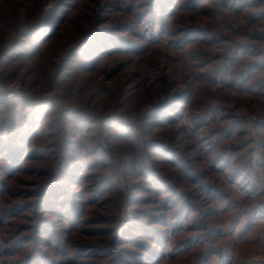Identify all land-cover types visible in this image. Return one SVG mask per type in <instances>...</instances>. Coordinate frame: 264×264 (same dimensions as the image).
Masks as SVG:
<instances>
[{"label": "rangeland", "instance_id": "1", "mask_svg": "<svg viewBox=\"0 0 264 264\" xmlns=\"http://www.w3.org/2000/svg\"><path fill=\"white\" fill-rule=\"evenodd\" d=\"M167 1L0 0V86L15 92L0 138L34 129L17 171L0 142V264H137L154 231L168 239L157 264H195L207 245L180 242L199 221L215 229L210 264H264V216L246 221L264 201V0ZM93 44L109 48L89 57ZM65 158L82 175H61L68 195L54 200L84 203L64 221L37 202ZM44 218L62 231H38ZM123 224L134 234L119 243Z\"/></svg>", "mask_w": 264, "mask_h": 264}, {"label": "trees", "instance_id": "2", "mask_svg": "<svg viewBox=\"0 0 264 264\" xmlns=\"http://www.w3.org/2000/svg\"><path fill=\"white\" fill-rule=\"evenodd\" d=\"M162 3H168L167 0H163ZM154 4L159 5L160 4V0H154ZM162 5L160 7V9L164 8L165 4H160ZM164 5V6H163ZM195 5V3H194ZM193 6V5H192ZM194 7V6H193ZM165 10V8H164ZM166 11H169L168 7H166ZM165 12V11H164ZM52 21V20H51ZM54 24H52L50 21L43 23L40 25V27L37 29V31L35 32L36 35L35 37L39 40L41 39V41H46V39H48L50 36H52L55 32H54ZM101 32V31H100ZM102 34V33H101ZM93 36L95 38H93ZM101 36L99 33H93L91 36H89L87 39H96L98 40V37ZM186 38H184L183 41H186ZM99 42L101 40H98ZM103 47H99L98 45H90L89 46V50H85L87 56L91 57V54H93V52L95 51L99 56L104 55V53L106 52L107 47L109 48V46L107 45H103L101 44ZM112 47H118L117 44H112ZM117 49V48H116ZM115 50V49H114ZM110 52V51H109ZM190 94V91H186L185 93L182 94V96L180 97L182 101H185L188 97V95ZM13 100V101H12ZM0 101L1 102H14V99H7L5 96L0 95ZM9 105V103H8ZM157 112L159 113V109L156 110V107H154V115H157ZM15 124V123H13ZM28 125L32 124L30 122H27ZM2 127V125H1ZM15 127L10 126V130H9V134L7 135V137L5 138L3 136V138H0V142L3 143L4 145H6V149L7 150L5 154H7V157L11 160V165L9 167L10 170H18L20 167V154L23 153L24 151H26L27 149V144L26 141H29L30 138L33 137L34 135V129H32L31 126H29L28 130L24 131V133L22 135L17 134V131L15 132V130L13 131ZM1 133V132H0ZM159 147V144L157 146L156 143H154L153 145H149L148 147V151L152 150V149H157ZM1 149V148H0ZM37 148H34V150H30L29 155H34V152L36 151ZM26 153V152H25ZM66 162L64 164V170L63 168H61V173L57 175V177L54 178H50L49 181H47L43 186L40 187V199L38 200V204L39 207L41 208V211H43L42 209H44V211H48V212H52V215H57L59 218H63L64 221L67 220V215L68 212L70 211L67 206H69L70 204L68 203V205L66 206V209L64 208V205L67 204V201L64 200H59V201H55L54 198H56V196L59 194L60 197H64L66 195H68V193H64L66 185H67V179L73 180V179H77V177H80L82 174H77L76 175V170L81 169L82 167H80L82 164L79 162H76L75 160H72L71 158H65ZM19 165V166H18ZM67 166V167H66ZM66 168V170H65ZM13 172V171H11ZM67 176V179H62V176ZM150 176L153 177L154 173H150ZM154 179V178H153ZM158 179L159 178H155ZM102 180V179H101ZM163 181V179H162ZM106 182H109V180L104 179L103 181L98 183V190L102 191L104 190V185ZM158 183V181L155 182V186L157 188L156 185ZM161 183V182H160ZM161 184H165L164 181ZM167 185L168 188H170ZM164 185V186H165ZM161 188V187H159ZM158 188V189H159ZM164 189V187H162ZM155 190V189H154ZM62 194V195H61ZM210 195H212L211 193H209ZM264 194V192H263ZM79 199V198H78ZM73 199L70 201L71 203V208H77L82 206V204L84 202H82L81 199ZM139 198L135 197L133 195H129L127 196V198L125 197V204L126 207L131 206V204H133V201H137ZM196 208V207H195ZM183 206L178 207V209L176 210L177 214H178V224H174L173 228H180V225L182 223V217L184 216L185 212L182 211ZM131 210V209H130ZM197 210V209H196ZM132 212H134L135 210H131ZM175 212V214H176ZM79 213V212H78ZM78 213L77 214H71L70 216H68L72 222V228H75V226L81 222L80 218L78 217ZM248 218H247V223H252L255 219H259L262 218L264 216V201L260 202L259 204L255 205L253 207V209H251L249 212ZM150 217H155L151 214H147ZM181 215V216H180ZM174 216V215H173ZM169 217V216H167ZM137 219L136 216H133L132 213L129 214V219L126 221L129 223V220H135ZM153 219V218H152ZM41 220V225L38 227V231H42L41 233L43 234H47L49 236H52V231H59L60 229L57 228V226L55 225V223L49 219H40ZM61 220V219H60ZM139 220V219H137ZM70 222V221H69ZM168 223V222H167ZM165 224V222H164ZM163 224V225H164ZM142 226V224H140ZM56 227V228H53ZM198 230H200V232L198 234L192 235L190 237H187L183 240H181L180 244L186 245L187 247L183 250L185 252L190 251V249H192L193 246H200L202 244H206L207 248L205 250V252L203 254H201L200 259L197 260V262L195 264H210L211 263V258L214 255V253L217 254V252L219 251V249H216L215 246L211 243V241H213L215 239V234L213 233L215 231V229H212L211 227L207 226L203 221H199L198 225L195 226ZM164 228V227H163ZM162 229V228H161ZM144 232H148L149 230H147L146 228L143 229ZM180 230V229H179ZM62 231V230H60ZM204 231V232H203ZM39 232V233H40ZM132 232V231H131ZM128 228H127V224H123L121 226H119V229L117 230V233L115 234V238L114 241L116 242H128L129 240V236L131 233ZM216 233H220L219 231L216 230ZM132 235L134 234L133 232L131 233ZM148 237L151 238V241L154 243L153 245H146V247H144L145 249V255H143L141 258L137 255L133 256V261H135V263L137 264H157L160 262L162 256H163V250L165 248H167V241L168 239L164 237V234L158 233V232H148ZM220 235L222 236V234L220 233ZM41 238V240L44 242V244L48 243V240L45 239L43 236H38L36 238ZM35 238V239H36ZM50 242V241H49ZM61 247L60 243L57 244V247H55V250H58V248ZM76 254V253H74ZM219 255V254H217ZM41 260L40 256L37 255L33 256V258L31 260H27L26 264H39L38 261ZM220 260V264H227L229 258L227 257L226 260ZM230 261V260H229ZM52 264H59L58 259L57 260H53ZM219 264V263H218Z\"/></svg>", "mask_w": 264, "mask_h": 264}, {"label": "built area", "instance_id": "3", "mask_svg": "<svg viewBox=\"0 0 264 264\" xmlns=\"http://www.w3.org/2000/svg\"><path fill=\"white\" fill-rule=\"evenodd\" d=\"M14 88L12 87H4L3 85L0 86V95L3 94L6 96L7 99H14Z\"/></svg>", "mask_w": 264, "mask_h": 264}]
</instances>
